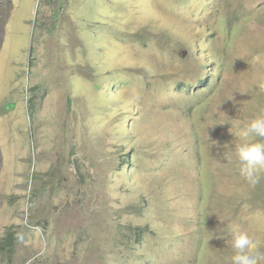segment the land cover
Returning a JSON list of instances; mask_svg holds the SVG:
<instances>
[{
	"label": "rangeland",
	"instance_id": "1",
	"mask_svg": "<svg viewBox=\"0 0 264 264\" xmlns=\"http://www.w3.org/2000/svg\"><path fill=\"white\" fill-rule=\"evenodd\" d=\"M262 136L264 0H0V264H264Z\"/></svg>",
	"mask_w": 264,
	"mask_h": 264
},
{
	"label": "trees",
	"instance_id": "2",
	"mask_svg": "<svg viewBox=\"0 0 264 264\" xmlns=\"http://www.w3.org/2000/svg\"><path fill=\"white\" fill-rule=\"evenodd\" d=\"M227 19H228V21H230V24L233 25L235 23V20H237V16L235 14H232L231 15V18H227ZM205 42H207V41H205ZM217 54H220V53L217 52ZM223 63H224V59L222 57H220L217 60L216 64L213 62V64L215 66L216 65H219L221 67H222ZM206 71L207 72H211L212 71V68L209 66V68ZM207 80H208L207 77L204 78L201 81L202 84L205 83ZM27 103L29 104V99L27 100ZM236 105L238 106L237 110L239 111V110L245 109L247 107H250L251 106V102L249 100H247V101H245L243 103H238ZM244 134H246V133H244ZM258 134L259 133L254 132V135H251V136L245 135V136H248L250 138V137H253V136H257ZM257 137H259V136H257ZM262 137L264 138V136H262ZM241 139L244 140L245 137H242L241 136ZM263 174L264 173H262V175H260L261 176L260 182H264V175ZM17 238H18V236L14 233V231L11 230V229H9L7 231V233H6V235L3 237V239L0 240V252L3 253L4 256H7L8 258H13V256H14V248H13V245L17 242Z\"/></svg>",
	"mask_w": 264,
	"mask_h": 264
},
{
	"label": "clouds",
	"instance_id": "3",
	"mask_svg": "<svg viewBox=\"0 0 264 264\" xmlns=\"http://www.w3.org/2000/svg\"><path fill=\"white\" fill-rule=\"evenodd\" d=\"M260 184H261L262 189L264 190V182H260ZM242 238H243V237H242ZM241 256H243V254H241L240 251L237 252V253L234 255V257H235V259H236L237 261H239V262L242 263V264H245V263H244V259L241 260ZM231 264H232V263H231Z\"/></svg>",
	"mask_w": 264,
	"mask_h": 264
},
{
	"label": "crops",
	"instance_id": "4",
	"mask_svg": "<svg viewBox=\"0 0 264 264\" xmlns=\"http://www.w3.org/2000/svg\"><path fill=\"white\" fill-rule=\"evenodd\" d=\"M34 104V102H31V103H27V105H28V108H29V111H31L32 113H33V115H34V112H33V105Z\"/></svg>",
	"mask_w": 264,
	"mask_h": 264
}]
</instances>
